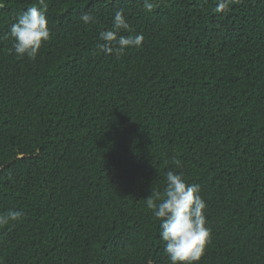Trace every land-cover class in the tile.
<instances>
[{
	"label": "trees",
	"instance_id": "trees-1",
	"mask_svg": "<svg viewBox=\"0 0 264 264\" xmlns=\"http://www.w3.org/2000/svg\"><path fill=\"white\" fill-rule=\"evenodd\" d=\"M150 2L0 0V214L24 213L0 264H170L146 203L169 170L207 204L199 264H264V0ZM33 5L31 61L6 34ZM121 9L144 39L117 58L97 45Z\"/></svg>",
	"mask_w": 264,
	"mask_h": 264
},
{
	"label": "clouds",
	"instance_id": "clouds-1",
	"mask_svg": "<svg viewBox=\"0 0 264 264\" xmlns=\"http://www.w3.org/2000/svg\"><path fill=\"white\" fill-rule=\"evenodd\" d=\"M230 2L231 0H217L215 11H226ZM143 7L151 12L154 5L150 0H143ZM79 20L88 25L93 22L94 17L89 12H84ZM121 31L129 34L121 35ZM132 32L123 9L116 11L112 29L99 34L103 43L97 45L98 51L119 58L128 49L141 47L143 35H133ZM7 36L13 40L10 51H14L20 58L34 61L41 48L52 39L45 10L33 5L22 11L16 22L10 25ZM173 163L177 168L183 167L178 159ZM165 178L164 192H154L146 198L153 217L160 221L159 235L164 252L170 264H199L211 241V229L207 227L206 219L207 204L201 195V187L197 183H187L182 173L173 170L167 171ZM23 218L24 213L20 210L0 214V229Z\"/></svg>",
	"mask_w": 264,
	"mask_h": 264
}]
</instances>
